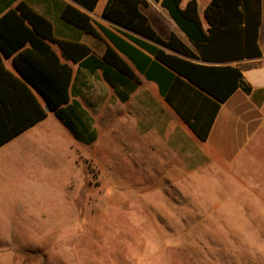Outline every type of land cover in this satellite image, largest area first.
Listing matches in <instances>:
<instances>
[{
    "label": "rangeland",
    "instance_id": "1",
    "mask_svg": "<svg viewBox=\"0 0 264 264\" xmlns=\"http://www.w3.org/2000/svg\"><path fill=\"white\" fill-rule=\"evenodd\" d=\"M79 38L99 55L108 46ZM73 67L96 140H76L49 112L0 147V264H264V150L229 170L192 159L187 175L171 162L167 112L177 116L156 84L138 74L123 103L102 72Z\"/></svg>",
    "mask_w": 264,
    "mask_h": 264
},
{
    "label": "trees",
    "instance_id": "2",
    "mask_svg": "<svg viewBox=\"0 0 264 264\" xmlns=\"http://www.w3.org/2000/svg\"><path fill=\"white\" fill-rule=\"evenodd\" d=\"M98 1L59 0V18L72 32L104 38L108 46L102 55L79 36L58 37L54 23L25 1L0 17V147L45 120L47 105L76 140H96L87 113L73 99V65L90 74L102 72L123 103L138 88V74L144 76L202 142L222 104L238 89L251 93L242 71L260 64L230 63L262 56L261 0H211L204 14L208 29L196 0L184 7V0H155L196 52L174 33L167 40L158 34L141 10L147 0H109L102 18L122 28L116 30L89 15ZM5 58H12L17 74L6 68Z\"/></svg>",
    "mask_w": 264,
    "mask_h": 264
},
{
    "label": "crops",
    "instance_id": "3",
    "mask_svg": "<svg viewBox=\"0 0 264 264\" xmlns=\"http://www.w3.org/2000/svg\"><path fill=\"white\" fill-rule=\"evenodd\" d=\"M29 3L34 10L50 19L57 30L58 37L67 38L62 34L59 27L67 28L65 23L60 20V3L59 0H0V17L11 8H15L20 2ZM68 2V0H62ZM109 0H99L95 10L89 15L93 18L101 16ZM148 6L141 7L142 12L149 18L153 28L160 34V29L166 33V40L172 33L176 34L185 44L196 52V49L190 42L189 38L178 27L175 21L170 17L166 9L162 8L160 3L155 0H147ZM190 0H184V7ZM198 3L199 15L203 21L205 29L209 25L204 17L205 10L211 3V0H196ZM96 12V13H95ZM96 14V15H95ZM109 23V22H108ZM116 29H122L116 25L109 23ZM82 34H76L80 36ZM162 37V36H161ZM163 38V37H162ZM165 39V38H163ZM81 41V40H80ZM83 43V42H82ZM258 46L262 56L260 58H251L243 60H235L230 64L239 66L245 63H259L254 68L243 70V77L247 84L252 88L251 93H246L242 89H238L232 96L222 104L215 122L212 126L210 135L206 142L200 141L190 130L181 126L180 118L176 113L167 112L166 119L172 121L171 132V162L181 160V165L188 169L187 175L190 173L188 164L190 160L205 161L204 165L216 163L219 167L235 169L234 163L238 158L246 153L251 147L254 156L262 153L264 150V0H261V24L258 33ZM54 50L58 52V48L54 46ZM4 64L6 68L17 74L12 58H5ZM144 77V76H143ZM158 89V88H157ZM159 93V92H158ZM160 96V95H159ZM161 97V96H160ZM162 98V97H161ZM163 99V98H162ZM165 102V101H164ZM166 104V102H165ZM172 110V108H170ZM174 112V111H173ZM178 126H181L180 135H177ZM190 145L192 146L190 149ZM194 147V149H193ZM208 160V162H206ZM179 165V164H178ZM191 169V167H190ZM264 170V163H262ZM186 174V173H185ZM184 175V174H183ZM243 186L246 184L241 183ZM171 188H177L175 184H167ZM29 264V263H27Z\"/></svg>",
    "mask_w": 264,
    "mask_h": 264
},
{
    "label": "water",
    "instance_id": "4",
    "mask_svg": "<svg viewBox=\"0 0 264 264\" xmlns=\"http://www.w3.org/2000/svg\"><path fill=\"white\" fill-rule=\"evenodd\" d=\"M39 95H41V94H39ZM41 97H42V99H44L43 96H41ZM46 111H47V112H50V107H49L48 105L46 106Z\"/></svg>",
    "mask_w": 264,
    "mask_h": 264
}]
</instances>
